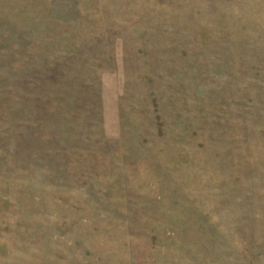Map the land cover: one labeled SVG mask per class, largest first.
<instances>
[{
    "label": "rangeland",
    "instance_id": "rangeland-1",
    "mask_svg": "<svg viewBox=\"0 0 264 264\" xmlns=\"http://www.w3.org/2000/svg\"><path fill=\"white\" fill-rule=\"evenodd\" d=\"M0 264H264V0H0Z\"/></svg>",
    "mask_w": 264,
    "mask_h": 264
}]
</instances>
